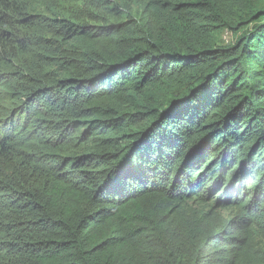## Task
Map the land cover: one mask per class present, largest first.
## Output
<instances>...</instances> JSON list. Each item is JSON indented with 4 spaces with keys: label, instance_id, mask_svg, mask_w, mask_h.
Returning <instances> with one entry per match:
<instances>
[{
    "label": "trees",
    "instance_id": "16d2710c",
    "mask_svg": "<svg viewBox=\"0 0 264 264\" xmlns=\"http://www.w3.org/2000/svg\"><path fill=\"white\" fill-rule=\"evenodd\" d=\"M29 2L0 0V264H260L264 0Z\"/></svg>",
    "mask_w": 264,
    "mask_h": 264
},
{
    "label": "rangeland",
    "instance_id": "374dc122",
    "mask_svg": "<svg viewBox=\"0 0 264 264\" xmlns=\"http://www.w3.org/2000/svg\"><path fill=\"white\" fill-rule=\"evenodd\" d=\"M29 1H30L29 3H33V0H29ZM35 5H38V4H35ZM235 39H236V36L232 32H230L229 30H225L221 33L219 37V43L226 45L229 43H233ZM256 241H258V246L264 244V240L256 239ZM260 264H264V260H262Z\"/></svg>",
    "mask_w": 264,
    "mask_h": 264
}]
</instances>
